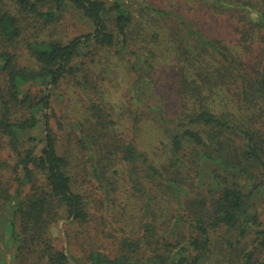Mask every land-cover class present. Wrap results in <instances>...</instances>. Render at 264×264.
Instances as JSON below:
<instances>
[{"label":"rangeland","instance_id":"1","mask_svg":"<svg viewBox=\"0 0 264 264\" xmlns=\"http://www.w3.org/2000/svg\"><path fill=\"white\" fill-rule=\"evenodd\" d=\"M104 1H117L131 14L126 39L117 35L114 45L98 47L90 54L94 60L85 58L90 79L85 88L103 108L104 125L98 124L97 113L89 110L73 74L54 88L48 111L51 132L60 153L69 161L72 188L83 194L89 216L86 221L72 223L58 209L60 214L37 233L43 232L46 244L54 250H63L70 264H89L86 256L91 250L119 256L123 238L137 244L133 251L137 264H152L157 253L166 259L179 245L188 246L193 255L200 251L199 264H243L251 249L253 253L244 264H264V249L254 248L253 231L236 241V230L212 223L222 188L234 186L248 194L250 208L264 226V176L253 155L243 151L246 139L239 132L241 128L249 130L264 146V107L260 94L254 93L258 86L252 83L264 59V28L259 29L257 23L261 19L264 23V16L253 12L254 20L249 22L240 6L212 0ZM250 4L264 9V0H250ZM2 7L19 19L22 28L21 38L12 48L19 67L38 68L27 49L28 40L65 41L92 29L75 10L45 23L21 9L15 0H2ZM159 8L171 14L160 16L156 12ZM182 19L191 32L181 24ZM113 21L108 22L109 29L116 33ZM196 31L218 42L230 61L204 44ZM238 60L251 78L246 100L240 98L241 76L233 66ZM85 71L80 74H87ZM0 84H6L4 75H0ZM204 109L237 126L228 129L189 119ZM19 111L15 115L24 113ZM72 119L77 124L71 123ZM36 124L27 134L40 148L46 131L41 121ZM185 129L197 131L204 142L182 138L181 148L175 151L173 135ZM82 133L90 137L94 159L80 143ZM127 145L133 150L131 158L125 155ZM17 153L0 136V264H50L37 257L35 240H31L36 230L31 228L27 234L21 233L28 235L21 244L30 250H19L20 257L12 260L13 252L18 251L8 234L11 210L18 201ZM233 157L236 159H227ZM221 161L240 168L224 166ZM42 186L44 175L38 172L33 182L24 186L23 198H34ZM194 220L205 226L206 237L201 227L194 226ZM147 222L151 232L145 231ZM192 239L203 241L200 250L191 249L188 243Z\"/></svg>","mask_w":264,"mask_h":264},{"label":"trees","instance_id":"2","mask_svg":"<svg viewBox=\"0 0 264 264\" xmlns=\"http://www.w3.org/2000/svg\"><path fill=\"white\" fill-rule=\"evenodd\" d=\"M17 5L31 14H36L45 23L54 22L64 14H69L71 10H75L87 22L91 30L76 34L68 40L60 39H33L26 43L29 54L32 56L37 69L19 67L15 63L16 53L12 49L21 38L22 28L19 19L10 11L2 7L0 0V75H4L5 86L0 84V136L7 139L8 145L17 151V162L15 165L17 175L15 176L17 204L12 208V219L9 222L10 229L8 234L11 241L17 244V252H13L12 260L20 257L19 250H30L25 242L28 238L26 230L29 228L36 230L31 240H35L36 250L39 252L37 256L46 260L50 264H70L67 255L63 250H54L50 243L46 244L43 232L37 233V230L46 226L50 220H53L58 214L70 220L72 223H79L88 219V210L85 207V201L82 193L75 191L71 185V178L67 172L69 161L67 157L60 153L57 141L51 132L52 125L50 121L52 95L54 88L58 87L71 74L75 75L79 91L88 100L89 110L96 115L98 124L104 125V119L101 115L103 108L96 103L93 95H88L85 85L89 82V73L85 71L87 65L85 58L89 57L94 60L90 54L96 53L99 47H111L115 44V38L119 35L122 39H126L127 27L131 23V14L123 4L114 2L108 4L104 0H15ZM207 1V0H205ZM210 1V0H209ZM226 6L241 7L244 9L245 17L252 22L253 12L259 16H264V9H258L250 4V0H212ZM43 7H46L45 9ZM158 15L168 16L171 13L165 9H157ZM174 14V13H172ZM260 19V18H258ZM114 20L116 33L109 29V21ZM183 21V19H182ZM259 29L264 28L263 20L258 21ZM189 32L191 29L183 21L181 22ZM264 31V29H263ZM201 41L218 53L224 60L230 61L227 53L221 49L218 42L205 39L204 34L195 32ZM186 35V33H185ZM11 47V48H10ZM233 64V62H232ZM240 74L241 91L240 98L246 100L247 84L251 82L244 70L241 60L233 65ZM85 71V73L80 72ZM256 75L252 83L257 87L254 93L260 94L262 106L264 107V59L261 65L257 66ZM34 89V90H32ZM36 89V91H35ZM20 109L24 110L22 115ZM25 109H29L30 113H25ZM40 114V116H38ZM40 117V118H39ZM191 121L211 124L217 127L233 128L230 121L216 116L212 111L204 109L189 118ZM38 121L42 122V128L46 134L41 138V146L36 144L34 137L28 135L29 129H33ZM75 119L71 123L77 124ZM78 124H80L78 122ZM80 126V125H79ZM90 128L94 130L96 126L91 123ZM85 132V131H84ZM83 132V133H84ZM239 132L245 140L243 151L249 155H253L254 159L260 166V172L264 176V146L258 144L253 133L249 130L241 128ZM80 143L86 145L89 156L95 158V148L89 143V135H83ZM182 138H189L195 143L202 144L204 139L195 130L185 129L182 134L175 133L173 135V148L179 151L181 148ZM132 147L125 146V155L132 157ZM211 159H216L208 156ZM228 160L236 159L227 158ZM232 168L239 169L236 164H224ZM44 175V186L37 192L34 198L26 196L23 198V188L27 183H32L36 173ZM96 176L99 177L98 172ZM248 194L242 192L239 187L224 186L220 203L217 205V214L213 217L212 223H224L230 228L237 231L236 241L245 238L247 234L253 231L256 247L264 249V226H261L256 211L250 208ZM10 204V202H9ZM20 218V221L19 219ZM16 219L19 221L17 224ZM194 226L202 232L205 237L208 231L205 226L199 223V220L192 221ZM30 224V227L26 226ZM5 226V225H4ZM152 226L150 222L145 223V231L151 232ZM22 233V234H21ZM229 244H235L226 240ZM202 240H191L189 246L192 250H198L203 244ZM237 243V242H236ZM167 246H173L172 243H166ZM121 255L110 257L100 250H91L86 259L89 264H137V255L133 256V251L138 247L135 242L123 238L121 240ZM200 250V249H199ZM189 247L176 246L174 250L169 251L168 258L157 253L152 259V264H199L202 260L201 252L198 251L194 255L191 254ZM189 252V253H188ZM252 249L244 255L243 264L247 257L252 254ZM201 258V259H200ZM204 263V264H210Z\"/></svg>","mask_w":264,"mask_h":264}]
</instances>
